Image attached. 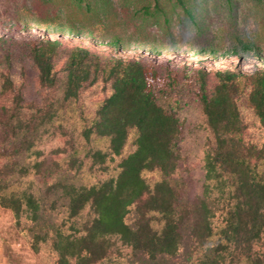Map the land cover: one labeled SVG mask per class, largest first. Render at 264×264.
<instances>
[{
    "label": "trees",
    "instance_id": "1",
    "mask_svg": "<svg viewBox=\"0 0 264 264\" xmlns=\"http://www.w3.org/2000/svg\"><path fill=\"white\" fill-rule=\"evenodd\" d=\"M68 1L69 5L55 0H33L30 11L35 13L33 19L38 18L36 25H41L42 20L45 24L56 22V30L79 36L84 33V24H101L106 28L115 16L120 17L118 25H131L138 33L137 38L157 33L165 37L172 34L171 21L181 9L182 18L196 27V38L204 44L195 53L214 56L220 52V45L217 35L207 32L205 18L224 8L235 21L239 9L238 0H118L114 12L109 10L112 0ZM253 1L264 4V0ZM105 4L110 7L105 8ZM26 20L22 21L23 26H32ZM153 26L157 31L151 29ZM99 39L115 53L92 46H66L63 75L55 69L62 53L61 39L44 37L26 43L40 85L55 94L47 95L43 103L28 112L21 104V92L16 90L14 103L0 108V128L7 141L0 148V159L4 162L0 166V204L13 211L17 222L23 216L33 222L35 251L39 250L36 242L51 240L57 254L56 264H103L113 237L152 258L174 255L181 246L186 221L191 224L194 241L205 245L195 264H264V253L255 248L259 242L264 244V169L258 164L263 149L244 142L237 104L238 96L246 91L255 115L264 123V69L249 75L248 83L243 85L241 73L230 68L210 71L204 66L184 65L173 70L143 59L119 56L125 46L135 43L116 31ZM6 41L0 37V47L9 58L10 49L1 46ZM248 45L244 49L260 53L256 43ZM151 47L160 52L159 45ZM223 54L238 56L239 50L228 49ZM158 69H166L167 78L161 79ZM179 71L193 79L195 98L213 135L205 155L208 182L203 194L193 200H184L165 178L177 167L175 147L182 133L181 121L174 110L181 104L175 94L180 83ZM99 80L109 82L111 92L97 107L83 135L87 139L91 135L108 137L109 149H90L86 156L101 164L109 156L120 155L131 130H135L136 147L120 161L118 175L90 186L77 185L67 176L57 178L45 190L14 186L15 175L26 176L31 168L37 174L43 172V162L27 166L19 154L30 151L40 130L52 124L66 105L77 101L87 85ZM11 86L13 81L5 79L3 91L9 92ZM159 96L165 97L172 107L166 109ZM155 169L164 178L151 188L143 172ZM60 201L67 221H72L70 228L54 218ZM217 201L223 203L220 222L215 220ZM135 203L138 219L133 227L125 216ZM86 208L90 209V216L80 221ZM153 212L161 216L160 228L152 223L149 214Z\"/></svg>",
    "mask_w": 264,
    "mask_h": 264
},
{
    "label": "rangeland",
    "instance_id": "2",
    "mask_svg": "<svg viewBox=\"0 0 264 264\" xmlns=\"http://www.w3.org/2000/svg\"><path fill=\"white\" fill-rule=\"evenodd\" d=\"M33 0H0V37L6 38L1 45L10 49L12 53L8 58L7 53L0 47V108L14 103L15 91L21 92V104L28 112L34 105L43 103L47 95L55 94L42 87L38 81L37 70L28 51L26 43L35 39L49 37L61 39L63 45L58 56L55 69L63 75L65 62L64 47L66 46H92L106 52L115 51L103 44L100 37H110L118 32L126 39L134 41V46H125L119 56L127 59H143L156 65L169 66L176 70L184 65L189 67H207L210 71L230 68L241 73L243 85L249 81V75L259 69H264V4L255 3L253 0H238L239 9L237 19L232 21L226 10L211 12L205 18L207 32L217 35L220 52L217 56L212 54H196L197 48L204 46L196 38L195 28L188 25L182 18V10L170 24V35L165 37L160 34L149 35L148 38L139 36L131 25H118L120 17L113 16L109 27L101 24H84V33L79 36H71L67 32L56 30L55 23L36 25L35 17L30 7ZM56 3L69 5L68 0H55ZM110 11L116 10V2L112 0ZM116 1V2H115ZM105 8L110 4H105ZM114 12V11H113ZM114 15V14H112ZM200 21H203L199 16ZM30 20L32 26L24 27L22 21ZM41 21V20H40ZM126 24V23H125ZM49 25V27L47 26ZM151 29L156 30L153 26ZM157 31V30H156ZM201 39V38H200ZM249 42L258 45L259 54L251 49H244ZM159 45V51L151 46ZM239 50V55L223 54L228 49ZM161 79L167 78L166 69H158ZM5 79L13 81L12 89L4 92L2 85ZM180 82L176 86L175 94L180 97L181 104L174 108L182 126V133L175 147L178 157L177 167L173 173L165 178L174 186L184 200H193L197 195H202L207 184L205 155L209 148L213 135L207 127L205 116L201 106L195 98V85L191 83V77H186L181 71L177 75ZM214 79H211V83ZM15 89V90H14ZM16 91V92H17ZM12 92V93H10ZM111 92L109 82L99 80L87 85L80 93L77 101L66 105L61 114L52 124L42 128L35 141L34 147L28 152L19 154V159L27 166L34 165L36 161L44 163L42 174H37L36 169L31 168L25 176L15 175L12 183L16 187L33 186L37 190H45L46 187L60 177H69V180L77 185H93L111 177H116L120 171L119 163L124 156L132 152L135 147L137 134L131 130L126 146L120 155L109 156L101 164L93 163L86 156L88 150L108 151L109 138L91 135L89 139L83 135V129L90 123L97 107ZM159 102L166 108L172 106L165 97L159 96ZM241 120L243 123L242 137L246 144L255 145L263 149V157L258 160L261 170L264 169V123L255 115L248 102L246 91L238 96ZM2 111V110H0ZM16 143H19L16 142ZM7 145L4 131L0 128V148ZM75 154V155H74ZM0 159V166L3 164ZM73 167V168H72ZM72 168V169H71ZM20 173V172H19ZM143 176L152 188L154 184L162 180L164 175L160 170H146ZM216 196L215 194H213ZM213 196V197H214ZM212 197V198H213ZM216 201V200H215ZM217 207L216 222L221 221L222 202H215ZM54 218L63 227L70 228L72 221H67L62 201L56 205ZM90 216V209L86 208L79 218L85 221ZM152 223L160 228V214H149ZM138 219L137 204L130 206L125 216V221L136 226ZM33 222L23 216L20 222L16 221L13 211L0 204V264H56L57 254L52 249L51 240H39L36 242L38 251L33 249L35 243V231L31 230ZM191 224L186 221L182 226V243L178 252L174 255H158L155 258L148 254L134 250L124 244L118 237L112 238V248L103 264H195L199 255L205 250V245L197 244L191 236ZM255 248L264 253V244L257 243Z\"/></svg>",
    "mask_w": 264,
    "mask_h": 264
}]
</instances>
